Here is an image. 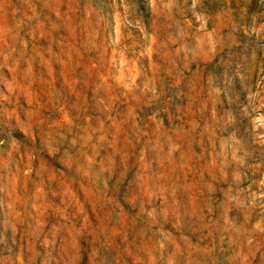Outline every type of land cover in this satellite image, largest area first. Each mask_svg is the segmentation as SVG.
<instances>
[{"label": "rangeland", "instance_id": "1", "mask_svg": "<svg viewBox=\"0 0 264 264\" xmlns=\"http://www.w3.org/2000/svg\"><path fill=\"white\" fill-rule=\"evenodd\" d=\"M0 264H264V0H0Z\"/></svg>", "mask_w": 264, "mask_h": 264}]
</instances>
